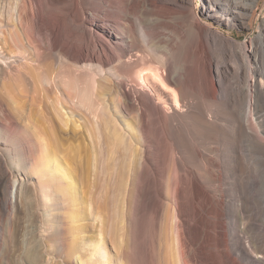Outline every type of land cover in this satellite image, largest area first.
I'll list each match as a JSON object with an SVG mask.
<instances>
[{"label": "bare ground", "instance_id": "1", "mask_svg": "<svg viewBox=\"0 0 264 264\" xmlns=\"http://www.w3.org/2000/svg\"><path fill=\"white\" fill-rule=\"evenodd\" d=\"M257 1L0 0L2 264L16 180L25 214L50 210L36 233L63 262L264 264V31L237 43L202 21L244 26ZM84 132L92 152L77 147L75 163L59 138ZM79 172L83 196L94 176L93 213H108L94 240L66 221L90 205Z\"/></svg>", "mask_w": 264, "mask_h": 264}, {"label": "rangeland", "instance_id": "2", "mask_svg": "<svg viewBox=\"0 0 264 264\" xmlns=\"http://www.w3.org/2000/svg\"><path fill=\"white\" fill-rule=\"evenodd\" d=\"M202 21L207 22L213 28L224 32V35L229 36L230 38H232L237 43L246 41V40H248L249 37L250 38L254 37L255 34L258 33L260 29H262L264 31V0H258L257 4L253 6V9L251 10L250 14L248 15V17L246 19V25H244V26L237 24L231 28H225V27L221 26L220 24L215 23L211 19H209V20L202 19ZM115 111L116 110H114V112H113L114 114L116 113ZM15 112H14V115L18 118L19 122L22 124V127L26 130L32 131L29 128L30 125L25 120L20 119L19 116L16 114L17 112L16 113ZM113 118L119 119L121 122V125H123V127L125 129H127L126 134L123 136L125 141H126V144L130 145L132 151H139V145L137 143L136 136L134 134L130 133V130L133 127L132 116L128 115L125 117H121L119 114L116 113L115 117H113ZM73 119H78V120L82 121V117L80 119V116H78V115H74ZM110 124H112V126L117 125V127H118V124H115L113 121H111ZM48 136H50V134H47V136H45V137H48ZM35 139H36V137H35ZM91 139H92L91 135L87 132H84L82 137H79L77 139H72V138L68 139L65 136H61L59 138V140L63 143L62 144V149H63L62 152L67 153L64 157H67L68 154H70L72 156L74 155V160L76 163L77 158H78V156L75 155L77 147H82V149L84 147H87V149H88V150H86L87 152L81 150L80 154L82 157L83 156L86 157L87 155L90 156V154L92 152L91 151V144H92ZM37 141H39V138H37ZM12 165L16 170L19 169V166L16 165L15 163H12ZM82 166H86L85 159L82 160ZM90 178H91L90 179L91 184H90V187H88L89 193L85 194L84 195L85 197H84L83 191L87 190V186L85 184L87 176L82 174V173L80 174V172H79L78 185H79L80 193L82 195V197H81L82 201L79 203V206H81L82 204H85L84 202H88L90 204L89 207H87V205H83V207L85 206L84 212L86 215L83 216V218L80 219L79 221H76V223L70 222V219H66V221L67 222L69 221L68 224L70 227L72 226L71 228H73L74 225L78 224V223L79 224L81 223L84 225L86 224L84 232H82L79 235H81V237L88 235L91 240H94V239H96V234H97V230H98V223H100L98 218H100V220L105 221L106 218L108 217V213L105 210H101V209L98 210L99 215L97 213H93V211H92V208L94 207L93 206V201H94L93 192L95 190V187L93 186L92 181H93L94 176L90 175ZM33 179H35V178H33ZM81 179H83V181ZM17 183H18V180L12 182L10 189H9V200H10L11 206H12V208L10 210V217H11L12 223H11L10 235L7 237L6 243H5L6 246L4 247V253L6 254L5 257L8 260V264H65L66 261L70 262L71 260L73 261L74 264H80L81 260H84V262H85L84 264H99L97 261L96 255L92 256L91 258H89L87 260H85V258H81V257H80L81 260H77L76 258H73V255L75 253L70 251L67 253V255L65 257L66 259L63 262L61 257L52 254V250L50 247V245L52 243L47 242L45 244L44 241H41L39 239V237H37L38 235L36 233V229H37L38 225H41L43 234H46L54 226L48 220L50 217V214H49L50 210L46 211V212H42V210H35L34 212H31L30 214H25L26 212H24L22 205L19 202V199H17V197H16ZM228 187H232V186L228 185L225 182L223 185V188L225 189ZM231 189L232 190H227V191L225 190L227 192L228 196L234 195L237 192L235 188L232 187ZM47 204L50 205L49 202H47ZM95 214L98 216L96 217ZM26 218L29 219V223H28ZM30 233H31V236H30ZM28 235L30 237L26 238V236H28ZM140 235H142V233H140ZM243 240H245V239H243ZM31 241H33V243L40 244L39 247H40L41 257L39 258V260L37 262H30V260L27 256V253H26V250L29 247V245L31 244L30 243ZM74 242L75 241H73V242L69 241L68 243L70 245L72 244V246H73L75 244ZM256 244L264 249V243L256 241ZM105 249L107 251L108 256L113 255L114 251L112 250V246H111L110 242L109 243L105 242ZM99 251H100V248H99ZM101 251H102V248H101ZM112 264H117V263H112Z\"/></svg>", "mask_w": 264, "mask_h": 264}]
</instances>
